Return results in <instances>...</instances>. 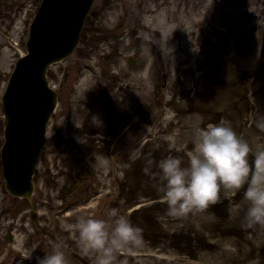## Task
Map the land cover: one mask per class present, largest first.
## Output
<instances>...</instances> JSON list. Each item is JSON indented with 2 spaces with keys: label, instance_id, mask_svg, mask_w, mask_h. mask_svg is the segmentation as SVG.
Segmentation results:
<instances>
[{
  "label": "rangeland",
  "instance_id": "1",
  "mask_svg": "<svg viewBox=\"0 0 264 264\" xmlns=\"http://www.w3.org/2000/svg\"><path fill=\"white\" fill-rule=\"evenodd\" d=\"M40 1L0 0V95L14 60L25 53ZM107 12L112 19L104 22ZM145 68L149 85L142 95ZM245 71L254 78L244 83L239 75ZM47 76L58 94L50 123L61 133L48 131L31 201L56 240L84 249L70 225L87 214L111 222L116 207L145 229L140 255L119 254L127 264H264V228H247L235 208L244 203L243 189L224 188L206 212L172 217L158 191L159 170L147 164L168 154L187 162L193 130L221 121L231 122L254 149L264 147V129L256 123L264 113V0H95L76 50ZM2 120L0 111V147ZM95 130L107 142L98 153L88 151L98 138L83 135ZM76 163L77 188L70 167ZM25 205L6 193L0 177V264H35L5 258L13 247L24 255L33 249ZM39 240L44 253L54 244L46 236Z\"/></svg>",
  "mask_w": 264,
  "mask_h": 264
},
{
  "label": "clouds",
  "instance_id": "2",
  "mask_svg": "<svg viewBox=\"0 0 264 264\" xmlns=\"http://www.w3.org/2000/svg\"><path fill=\"white\" fill-rule=\"evenodd\" d=\"M161 26L168 27L163 21ZM256 123L264 129V113ZM192 135L187 162L176 154L147 161L159 170L154 175L162 180L158 191L167 202L166 214L186 217L206 212L221 199L222 189H243L244 203H237L236 211H243L247 228H264V147L254 149L227 121L197 126ZM145 171L152 169L146 167ZM110 216L114 218L111 222L95 214L81 215L70 227L78 231L84 250L94 254V264H127L119 254L138 252L146 243L145 229L119 208L113 207ZM67 248L63 240H56L49 251L36 257V264H71ZM34 250H27L23 258L31 259Z\"/></svg>",
  "mask_w": 264,
  "mask_h": 264
},
{
  "label": "water",
  "instance_id": "3",
  "mask_svg": "<svg viewBox=\"0 0 264 264\" xmlns=\"http://www.w3.org/2000/svg\"><path fill=\"white\" fill-rule=\"evenodd\" d=\"M93 0L81 1L80 9L75 5L69 13L68 19L76 18L74 26L66 30V34L60 32L65 38V44L60 50L51 48L41 49L39 43L38 50L28 61L18 63L14 76L9 83L2 103V113L4 114L5 143L1 149L2 177L6 181V189L14 196L30 197L32 185L31 175L34 165L44 144L45 123L55 104V93L47 87L45 80V70L48 64L67 56L77 43L84 16ZM65 6V11L67 10ZM50 9H47L49 13ZM64 11V12H65ZM68 24V23H66ZM46 25L43 22L42 27ZM69 25V24H68ZM30 37L28 47L29 53L32 42ZM53 45V44H51ZM35 87V88H34ZM30 94L36 93L35 104L31 108L26 103H20L14 95L23 98L31 90ZM19 123L30 131L31 145L26 149L22 148L21 137L18 130L12 132L10 126Z\"/></svg>",
  "mask_w": 264,
  "mask_h": 264
},
{
  "label": "bare ground",
  "instance_id": "4",
  "mask_svg": "<svg viewBox=\"0 0 264 264\" xmlns=\"http://www.w3.org/2000/svg\"><path fill=\"white\" fill-rule=\"evenodd\" d=\"M111 19H112V14L111 13H108L106 15V18H105V21L104 22H109ZM157 33L159 35V32L158 31H157ZM149 73H150V71H148V68H145L144 71L142 72L141 76H140V81L142 82V86H143L142 91H140V93L142 95H144L147 92V88H148V85H149V82H148V79H149V76L148 75H149Z\"/></svg>",
  "mask_w": 264,
  "mask_h": 264
}]
</instances>
